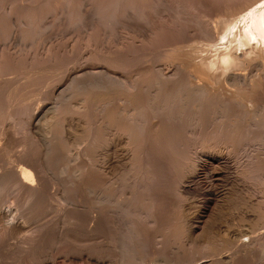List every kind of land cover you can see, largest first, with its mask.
I'll return each mask as SVG.
<instances>
[{
    "label": "bare ground",
    "instance_id": "6f19581e",
    "mask_svg": "<svg viewBox=\"0 0 264 264\" xmlns=\"http://www.w3.org/2000/svg\"><path fill=\"white\" fill-rule=\"evenodd\" d=\"M90 1L96 7L100 0ZM99 6L95 11L106 26L135 8L132 0H108ZM219 17L217 23L202 28L205 46L179 49L185 63L178 61L169 72L156 68L147 78L131 79L104 64L98 70L81 69L70 75L63 89L55 87L53 102L43 112H33L34 104L13 101L18 85L0 69V264H144L149 254H161L151 248L154 240L161 244L164 239L157 234L155 218L161 195L180 202L179 230L188 245L164 264H264V195L256 204H247L258 210L249 212H253L248 214L250 222L254 221L249 228L231 229L227 221L216 227L208 219L196 231L199 226L194 224L203 221L204 213L189 195L191 184L210 160L214 169L205 172L209 180L204 182L215 189L214 211L223 215L242 208L231 190L219 186L227 163L222 141L215 140L239 138L241 147L264 144V0H247L237 11ZM80 18L76 14L71 22ZM207 49L215 53L209 55ZM202 50L208 55L197 53ZM125 60L117 57L108 65L122 68ZM96 92L110 97L94 101L91 95ZM12 102H16L13 109ZM8 129L15 138L14 143L7 142L11 155L3 151ZM260 172L264 186V167ZM186 200L189 207L184 206ZM256 229L258 238L253 235Z\"/></svg>",
    "mask_w": 264,
    "mask_h": 264
},
{
    "label": "rangeland",
    "instance_id": "374dc122",
    "mask_svg": "<svg viewBox=\"0 0 264 264\" xmlns=\"http://www.w3.org/2000/svg\"><path fill=\"white\" fill-rule=\"evenodd\" d=\"M53 1L54 2L51 1L52 2L51 3V2H45L44 0H0V5H1L0 6V34H1L0 35V69L3 68L4 70H7L10 74L9 76L14 77V81H16L14 83L15 84L17 83L18 85L15 89L16 91L14 90L15 100H14V97L12 100L21 102V103H30L31 107L34 104L33 105L34 108L32 107L33 112H36V111L43 112V110L46 109V106L50 105L53 102L51 95L54 96L55 93L53 94V91L56 90L55 87L59 86L60 88L62 87L64 88V86H66L67 83L69 82V79H70L69 77H71L70 75L74 74L75 72H80L81 69L90 68V70H98V68L104 64V66L108 67V69L110 68L112 72L114 71L113 73L117 72L116 74H119L122 76L126 75L125 77L131 78V79H134L135 77L147 78L151 74L156 72V68L161 71L163 69V72H169L170 70L174 68L171 66L176 65L178 61L184 62L186 60V56L184 57L185 54L182 57L183 52L180 51L181 55L178 56V54H180L178 53L179 49H183L184 52H186L185 49L189 50L192 48V46H195L196 48H198V50L199 48L201 49V46L203 47L205 46L203 45L205 42V39L203 36V30H202L203 27L205 28L207 25L212 26L213 21L215 24L218 22V20H220L219 16H222L225 14L227 16L228 14L237 11L239 7L243 6V4L245 5V3L247 2V0H132L135 5L134 6L135 8L129 11L132 13H128L125 15L119 14L118 19L116 20L117 23H115L112 26H106L104 22L105 20L104 17H99L98 19L99 15L97 14L95 10L102 2L103 3L100 6H102L104 2H107L108 0L98 1L96 7L92 6L93 4L91 3L90 0H84L85 2L83 0H75V1L74 0H68V1L67 0H53ZM25 14L28 16L30 15V18L29 19L26 18ZM33 14H35V16H33ZM76 14H80L81 18L78 20L77 23H72L71 21L72 19H74ZM40 16H42L43 18L42 17L40 18ZM11 21L15 22L14 23L15 25ZM37 23H39V25H37ZM37 27L38 29L41 27V29L38 30ZM32 30H35V31H32ZM42 31H45L47 33L42 32ZM4 34H6L7 37L3 38ZM194 39H196L195 43H194L195 41ZM199 39H201L202 41ZM188 41L190 43L193 42L194 44L192 43L190 45ZM179 42L181 46H179L180 44L178 45ZM27 43H28V46L30 47H27ZM187 45H190L191 47L188 46V48H186ZM175 46H178L175 48L176 50L174 49ZM169 49H170V52L172 51V53L170 54L174 53L173 55H170L168 53ZM205 51L202 50V52L199 51L197 53H202L204 55L205 54L208 55L210 51L211 52L209 53V55L210 54L213 55L215 53L213 52L212 49L208 50L209 52L206 51L207 53ZM177 56H178V59H176ZM117 57L118 58L123 57L124 59H126L125 65L122 66V68L113 67L111 65H108L109 60L117 59ZM196 58L198 59L199 57H196ZM32 59H34L35 61L33 60V62H29V61H32ZM38 59L41 62H39ZM42 59L43 61L45 59L44 61L45 63L42 61ZM171 60L172 61L174 60V61L171 62ZM25 61L27 62V64L29 63V66H27ZM36 61L38 64L37 67H35L37 65ZM69 62H70V66L68 64ZM31 64L35 67V70ZM46 65L48 68L45 67ZM26 66L29 68H27ZM24 68L25 70H22ZM54 69L57 70V72L54 71ZM60 70L61 72H58ZM63 70H64V74H63ZM44 71L47 74H45ZM52 73L54 74V76ZM60 73L62 74L61 77H60ZM56 74H59V75H56ZM130 75L131 76L133 75V76L131 77ZM27 76L31 78H28ZM50 76H51V79H49ZM32 77L35 80H39L41 78L40 79L41 81L39 80L40 83L38 81L33 80ZM52 77L53 78L55 77L54 78L55 81L53 80ZM21 79H22V82H21ZM30 79L33 81V83ZM44 81L46 83H44ZM59 81L61 82L59 83ZM53 83L55 84L53 85ZM20 84L23 86L20 87L21 86ZM25 85L29 87V88L26 87L27 91H25L24 89ZM33 86L35 89L33 88ZM43 86L46 89H43L44 88ZM37 87L39 90L37 89ZM218 88H221L223 90L224 87L220 86ZM40 89L42 90V92H45V93L43 94ZM47 90L49 92H46ZM227 91L228 90L226 89V92ZM30 92L33 94L36 93L34 94L35 96H33V94H31ZM46 93H47V96L45 95ZM40 94L42 96H40ZM36 96H39V97L35 99ZM108 97H110V94H106L103 92H96L95 94L91 95V98L94 101H100ZM22 98H24V101ZM15 106H16V102H12V105H10V108L13 109ZM70 123L72 124L70 125L73 126L74 128V125L76 126V119L74 118ZM8 131L9 132H7V134L10 133V135L5 136V147L6 148L3 151H6L5 154L8 153L9 155H11L12 154V151L10 152L11 144H8V143H10V141L12 140H13L12 142L14 143L15 138H12L13 134L10 132L11 129L10 130L8 129ZM6 137H8L7 141H6ZM234 139L232 141V138H230L232 142L229 140V138L227 139L223 138L222 140L221 139L215 140V141L218 140L217 143H220V141H222L221 142L222 145L225 146V149H224V146L222 147L223 148L222 150H224L222 151L223 153L222 155L226 159V163H227L223 167V174L227 172L226 174H224L226 176H223V181L221 182V184L223 185L219 184V186H222V188L227 189V191L231 190V191H228L229 193L232 192L231 197L235 195L233 198H236V199L238 198L243 203L242 206H240V208L241 207L245 208L246 211L242 208L241 209L238 208L234 210L230 209L228 210L229 212H224L223 215L222 213L217 215V212H215L216 211L215 203H216V198H217L216 194H214L215 189L211 190L210 188L207 187V183L204 182L206 181L204 179L208 178L207 176L208 174H206L205 172L206 171L211 172L214 169V168H211L213 166L212 165L213 161L210 160L207 165L211 163L210 164L211 166L206 165V170L205 171L202 170L199 175L200 177L198 179L196 178L194 182H192L191 184L192 186H191V190L189 194V195L193 194L192 195L193 198L195 197L197 199L198 203H200L199 205H201L200 209L204 213V216L201 217L203 220L202 222H200L199 220H194L195 222L194 224L199 226L195 228L196 231L200 228V226H202L203 222L208 219H209L208 223L210 222V224H212L213 226L217 225L218 227H219L220 222L222 221L224 222V223H220V226H221L222 224L225 225V222L227 221L226 222L227 227H230L231 229L237 228V230H241L243 228L244 229L249 228L248 224H251V223H252L251 225H254L253 220L250 222L252 217L251 216L248 217V214L253 213L255 208L251 206L248 207V205L250 204L249 202H251L252 204H256L257 201H259L262 198L261 195H264V186L259 181V174L261 173L260 171L264 167V144L254 143L251 145L249 144L250 146L248 144H245V145H242L241 147L239 138H236L235 140ZM234 141H235V144L233 145ZM251 148L253 149L252 151H251ZM70 149L72 151H69ZM70 149L68 151L70 153L71 152L73 153L74 151L73 146H71ZM229 150L230 152L228 153ZM224 153H226L227 155ZM253 164L254 166H252ZM224 169H225V172H224ZM207 180H209V178ZM50 190H52L51 187L49 188V191ZM166 198H168L170 202ZM184 203H185L184 206L185 205L187 207L190 206L188 205L190 201L188 203V201L186 200V202ZM179 204H180L179 201L177 200L175 201L173 199L171 200V198L167 196L165 197L161 195L160 197L157 198L158 208H156L157 210H155V213L157 215L159 213V215L158 216L155 215L156 216L155 218H156L157 223L159 222V224H162V226L161 225L159 226V224H157L156 231H158L157 234L160 232L159 238H164V239H162L161 244H160V241L157 239L152 242V247H151L153 248L152 252L155 251L156 248H158L160 249L161 254L157 252L151 253L152 255L149 254L146 259L147 261H145L144 264L146 263L147 264H164L165 261L171 259L174 256V253L177 252L176 254H178L182 252L183 246L188 247V245H186L181 239L180 233L182 232L180 230L182 229V226L181 225L179 226L180 222L178 221L179 220V216H178L179 215ZM262 209L263 207L261 206V211ZM242 210H243V214L241 212ZM250 211H253V212L249 213ZM257 211L258 210L256 209L255 213ZM244 212L246 215L244 214ZM238 213H240L242 216L241 215L239 216ZM213 215L215 217H213ZM256 222L257 221H255V223ZM233 225L235 227H232ZM151 230H154V229H151ZM255 231L253 232V235L257 237L259 234L258 233L259 231L258 229H256ZM255 233L256 234L258 233V234L256 235ZM163 235L164 236L167 235L166 238L162 237ZM170 237L173 239H171ZM168 242H170V244H168ZM5 251H6L5 252L6 255L10 253L9 250H5ZM191 252H192L191 248L186 250L187 255H190ZM160 259L162 260V262ZM174 263H177V261L176 262L174 261Z\"/></svg>",
    "mask_w": 264,
    "mask_h": 264
}]
</instances>
